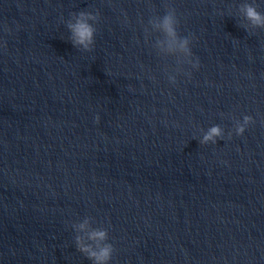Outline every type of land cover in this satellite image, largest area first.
<instances>
[{"label": "water", "instance_id": "95a60500", "mask_svg": "<svg viewBox=\"0 0 264 264\" xmlns=\"http://www.w3.org/2000/svg\"><path fill=\"white\" fill-rule=\"evenodd\" d=\"M243 2L0 0V264H91L85 219L109 264H264V30L238 26ZM166 6L198 69L157 43ZM79 11L98 14L88 52Z\"/></svg>", "mask_w": 264, "mask_h": 264}, {"label": "clouds", "instance_id": "9594fccd", "mask_svg": "<svg viewBox=\"0 0 264 264\" xmlns=\"http://www.w3.org/2000/svg\"><path fill=\"white\" fill-rule=\"evenodd\" d=\"M259 7L256 0H245V2L239 4L237 11L242 16L244 23L238 24V26L246 32L256 29L264 30V12L260 11ZM97 20L98 14L87 11L70 14V19L65 22V26L70 33L69 41L74 48L85 52L92 50L97 32L95 27ZM148 24L163 34L164 41H158L157 43H164L166 52L169 55L176 56L178 54L183 58L185 64L191 65L193 69L199 68L198 58L195 62L192 60L191 44L193 36L192 34L181 35L179 33V20L174 8L166 6L164 14L156 16L155 19L150 18ZM185 75L190 77L191 73L186 72ZM168 81L171 84H175L177 79L176 77H169ZM95 122H99V116L95 117ZM254 123V118L247 114L243 115L242 119H235V135L241 136L247 126ZM223 132L224 130L220 125H212L200 138L199 144H216L218 139H224ZM231 138L232 132L230 131L228 139ZM73 230L77 233L74 236V244L78 252L90 260L91 264H109L114 247L108 242V230L106 228H90L88 220L85 219L82 223L74 225Z\"/></svg>", "mask_w": 264, "mask_h": 264}]
</instances>
